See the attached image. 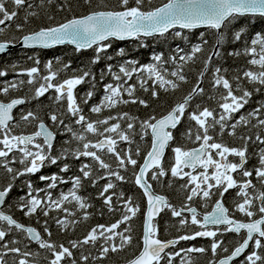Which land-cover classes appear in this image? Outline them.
<instances>
[{
  "label": "snow or ice",
  "instance_id": "snow-or-ice-1",
  "mask_svg": "<svg viewBox=\"0 0 264 264\" xmlns=\"http://www.w3.org/2000/svg\"><path fill=\"white\" fill-rule=\"evenodd\" d=\"M53 2L54 0H47L48 4ZM92 2L93 0H83L90 8ZM130 2L131 0H117L121 10H99L101 7L107 8L104 0H100L97 9L90 10L86 15H73L63 22L25 33L21 43L25 48L48 49L56 45L73 44L76 51L94 49L95 56L91 64H97L102 59V54L109 61L114 59L112 55H107L113 39L139 40L141 37H164L176 28H205L211 30L213 39L197 82L159 117L151 115L140 120L128 112L101 117L105 110L111 113V110L120 105L138 103L148 108V101L135 95L137 86L146 93L151 90V97L154 99H159L161 90L164 93L179 90L182 84L188 82L186 65L197 60L210 43L203 32L199 35V42L190 45L189 51L178 46L167 60L163 53L153 54L151 59L154 62L145 65H139L137 60H125L118 66V71H113V65L108 64L106 72L112 76L113 82L104 85L102 99L89 109L97 115L95 120L86 117L81 107V104L87 105L95 94L96 76L91 69H76L80 75L58 81L60 72L70 69L71 64H64L61 69L53 70V62L49 60L46 75L40 76V68L34 66L18 73L20 76L26 75L27 81L20 79L0 87V94L7 96L10 90H19L27 84L34 87L31 99H39L52 90L57 105L66 101V108L47 113L51 125L32 110L21 111L18 120L14 117V109L30 102L26 96L13 98L8 102L0 101V169L8 177L6 185L0 186V222H4L0 224V264H9L6 258L10 254L13 255L12 264H38L37 259L30 260L29 257H39V252L22 251L15 246L20 243L19 240H6L14 230L25 233L26 239L37 242L40 249L49 252L51 259L48 264H89L90 258L93 261L103 260L110 252H121L131 246L134 237L130 222L140 211L139 205L133 203L132 197L126 198L123 191H111L117 188L116 182H126L121 170L127 172L129 167L133 170L134 184L142 189L147 198V212L143 223L142 248L128 264H174L178 257L179 264H196L192 254L205 255L208 252L211 253V258L207 264H233V261L246 253L250 244L252 251L244 255L241 264H264V101H260L257 107L247 113L241 111L254 94L264 93V30L257 31L248 38V29L238 24L241 19L246 18L264 20V0H167L162 6L149 10H144V6L151 5L152 0H134V6H129ZM44 4L45 0H40L39 5H34L31 0H0V36L13 24L17 31L24 32L25 26L39 16L35 8L43 7ZM66 7L71 11L67 0H64L58 5V10L64 11ZM17 18L23 22L17 23ZM47 19L51 21L55 18L48 16ZM175 37L187 40L182 31H176ZM11 44L13 40L0 41V54L5 53ZM235 44H240L241 47L226 50ZM116 55L124 57L126 52L121 48ZM226 56H243L247 66L237 69L235 74L229 76L228 68L223 64L213 63L214 60L223 61ZM34 62L36 65L40 63L38 58ZM169 63L172 65L171 71L164 67ZM209 72L210 95L206 94L202 86ZM142 73L145 75L142 76ZM7 74V71H0V77ZM100 75L103 80L105 71L102 70ZM133 76L137 77V83L129 84ZM86 82L91 84L92 90L87 91L78 102L75 89ZM29 90L32 91V87ZM205 97L207 101H213L216 107L207 106ZM193 101H196L195 104ZM65 118L70 122L66 123ZM185 119L189 126L182 136L199 146L191 149L173 147V163L166 170L163 163L165 152L176 139L174 131ZM122 124H126V127H122ZM32 125L36 130L30 134L14 132L16 128ZM249 127L258 130L255 135L240 132ZM57 134H70V137L64 141L68 146H62L58 154L53 155ZM225 134L240 141V146H229L222 142ZM90 135L96 139H90ZM136 135L141 140L150 138V149L142 164L134 158V155L140 156L139 146L135 153L131 147ZM217 137L220 138L219 141ZM73 142L76 144L74 148L71 147ZM121 143L127 147L121 149ZM250 144L258 145V150L249 153ZM252 156H255L258 164L249 168L247 165ZM229 157L233 159L230 160ZM69 158L77 161L87 158V162L81 161L78 175L69 177L68 180L59 174L40 175L39 180L48 183L45 188L39 189L33 187L31 180L24 181L27 192L20 197L17 208L28 217L38 211L45 217L50 212L62 211L65 217L54 219L58 226L66 230L70 225L74 227L81 221H88L92 215L88 211L93 207L89 202L90 198L79 194L84 182L90 181L91 186L96 187L104 180L106 182L100 186L97 198L102 200L109 213L117 211L119 207L122 214L115 223L98 224L83 239L70 240L68 246H65L51 241L52 232L47 226V220L44 222V232L49 239H44L36 228L18 222L12 215L6 214L3 207L20 177L36 175L46 166L57 165L61 161L64 163L60 172L68 173L71 169L67 162ZM109 160L115 161V167ZM16 164L22 167L17 168L14 166ZM169 172L173 178H187L180 186L185 193L180 207L170 203L166 196L157 194L150 182L160 183L161 178L166 177ZM69 181L72 187L67 192L61 191L54 198L51 190ZM233 189L236 192L230 210L225 206L224 198ZM40 192L45 195L41 197ZM214 196L216 199L213 201ZM197 199L201 202V207H211V210L199 212L197 207L192 206V202ZM66 203H74L75 208L69 209L65 206ZM166 209L172 217L179 218L180 228L194 226L197 230L169 240L160 239L159 229L154 221ZM77 211L81 213L80 218L69 220V217L76 216ZM236 213L247 219H237ZM121 225L125 227L121 229ZM242 232V241H238L231 251L224 246L222 239H217L227 233L240 236ZM198 238H209L210 246L206 248L193 245L175 250L182 241H195ZM98 244L97 256L91 257V253L81 252L79 261L74 256L73 250L82 249L85 245L96 247ZM218 250L226 255L217 259Z\"/></svg>",
  "mask_w": 264,
  "mask_h": 264
},
{
  "label": "trees",
  "instance_id": "trees-1",
  "mask_svg": "<svg viewBox=\"0 0 264 264\" xmlns=\"http://www.w3.org/2000/svg\"><path fill=\"white\" fill-rule=\"evenodd\" d=\"M31 2L34 5H39L40 0H31ZM64 0H54L52 4H48L47 0H45V4L43 7H36L35 10L39 13V16L37 18H33L31 23L27 24L25 26L24 32H19L16 30L14 24L12 27L7 28L3 36H0V41L4 40H13V43H17L22 36L32 30H38L40 27L43 26H49L54 25L56 23L63 22L65 18H71L73 15L75 16H82L85 14H88L90 10L97 9V6L100 4V0H93L91 8L88 5H85L83 3V0H67L68 5L71 7V11L68 10V7L64 9V11L58 10V5L62 4ZM167 2V0H152L151 5H145L144 10H149L150 8H155L163 3ZM104 5H107V8L101 7L99 10H121L117 5V0H104ZM129 6H134V0H131ZM11 7V5H9ZM21 16H23V12H21ZM48 16H53L54 20H48ZM17 23H22L23 21L20 18H17ZM239 25H244L248 29V38H251L257 31L264 30V20L258 19V18H250V19H241L238 22ZM176 31H182L183 36L187 37V40L183 39L182 37H175ZM205 33L206 38L209 39V45L205 46V52L201 53L199 58L195 60L194 62H190L185 67V73L188 78V82L185 84H182L181 88L177 90L174 93H164L162 90L160 91V97L159 99H154L151 97V90L149 92H144L137 86V91L135 93L136 96L145 99L149 103V107L145 108L141 105L137 104H128V105H120L119 107L111 110V113L107 110H105L101 117L107 116L109 114H115L116 112H128L130 115L139 117L140 120L147 119L151 115H157L158 117L162 114H164L174 103L178 102L183 96H185L196 84L197 77L199 74V71L203 67V61L206 58V55L210 51V45L212 42V32L211 30L205 29V28H197V29H172L169 33L165 34L164 37H141L139 40L136 39H128V40H111L112 47L108 49L107 55H112L114 57L113 60H107L104 54H102V59L97 64H91V60L95 56L94 49H83L80 51H76L74 46H71L69 44L62 45V46H56L48 49L43 48H25V47H15L13 49H10L6 51L5 53L0 54V71H7V75L0 77V87L5 86L7 82L12 81H19L20 79H23L27 81L28 77L26 75L20 76L18 73L25 69H29L34 66H38L40 68V76L47 74L46 64L49 60L53 62V70L61 69L64 64H71V68L67 71H61L60 75L58 76V81H61L65 78H68L72 75H80L81 73L78 71H75L76 69H83L88 70L91 69V71L96 76V87L94 89V96L93 98L88 102L87 105L81 104V107L84 109V114L86 117H88L91 120L97 119V115L90 112V107L96 103H98L103 95V88L104 85L110 82H113V78L110 74H107L106 72V66L108 64L113 65V71H118V66L122 64L125 60H137L139 61V65H145L148 63H153L151 57L153 54H159L163 53L165 60L168 59V57L172 54H174L173 50L176 49L178 46L181 48H184L185 51L190 50V45L198 43L199 42V35L200 33ZM108 43V42H105ZM241 47L240 44H235L229 46L226 50H233L234 48ZM123 48L126 52V55L124 57L117 56L116 53L119 49ZM29 57H33V59H29ZM35 58H38L40 63L39 65L35 64ZM59 61V62H57ZM214 65L217 64H223L225 68L229 69V76L235 74L236 70L239 68H243L247 66V61L245 57H228L226 56L223 61H217L214 60ZM13 65L16 67L13 68ZM165 68H167L169 71L172 70V65L166 64L164 65ZM105 71V75L103 80H101V71ZM142 76L145 74H141ZM211 72H209L204 80V83L202 86L205 88L206 94H212L211 91ZM137 83V77L133 76V79L129 81V84ZM149 84H151V81H149ZM38 86V84L36 85ZM30 87H32V91H30ZM91 89V84L86 82L82 85L77 86L75 89V93L78 99V102H80L83 95ZM34 93V87L29 86L25 84L21 89L19 90H10L9 94L7 96H4L0 94L1 100H10L12 98L17 97H28L29 101L28 103L24 105H20L16 108L14 112V117L16 119H19V115L21 111H28L32 110L37 112L42 119L49 125H51V122L47 118V113L51 111H55L57 109L66 108V101L61 102L60 105H57L54 101L55 93L54 91L50 90L48 93L45 94V96L40 97L39 99H31L32 95ZM127 98V96H125ZM206 100V97H205ZM260 101H264V93L261 94H254L251 101L248 105L245 106L243 110H241L243 113H247L248 111L254 109L258 106V103ZM196 101H193V104H195ZM207 106L209 107H216L215 103L213 101H207ZM191 111V108L189 109ZM237 118L239 116V113L236 114ZM187 116V113H186ZM65 122L69 123V119L65 118ZM189 126V122L187 119L182 120L181 124L178 126V128L174 131L173 135L176 137V139L171 143L169 148L166 151L165 157H164V167L165 169H169L171 164L173 163V157L174 154L172 152V148L176 146H182L185 149H190L194 146H198L197 143H194L192 140H188L185 137L182 136V133H184L187 130V127ZM122 127H126V124H122ZM35 126H27V127H21L14 129V132L16 134L28 133L29 131L32 132ZM55 131L56 129L53 128ZM257 129H253L249 127L248 129H241L240 132H243L245 134H253L257 132ZM214 134V133H213ZM240 133L238 132V135ZM70 134H57L56 141L53 148V155L58 154L61 147H67L68 145L64 144V141L69 139ZM90 139L95 140L96 137H92L90 135ZM135 140V143L131 146L133 149V153H135L136 147L139 146L140 148V156L134 158L138 159V161L142 164L144 157L146 156L147 151L150 149V138L146 137L144 140H141L138 135L133 137ZM194 139V137H193ZM218 141L220 140L219 137H217ZM222 142L228 144L229 146H240V141L229 137L227 134H225L222 138ZM71 147H76L75 142L71 145ZM121 149H124L127 147L126 144L121 143L119 145ZM258 145H249V153H254L258 150ZM232 158V157H231ZM232 160V159H231ZM81 161L87 162V158H81V160H72L69 158L67 161L71 165V169L68 173H62L60 172V168L62 167L64 161L59 162L57 165H50L46 166L41 170L40 173H37L33 176H25L20 177L15 182V187L13 188L12 192L9 194V197L6 200L5 209L10 212L16 220H18L21 223H24L26 225H32L36 227L44 239H49L47 234L44 232V222L47 220V226L49 230L52 232L51 241L60 244L63 243L65 246H68V242L70 240H80L83 239V237L87 234L90 229L98 224H105L110 225L111 223H115L118 219L121 217V211L119 210V207L117 211L113 213H109L107 208L103 205V202L101 199H98V192L100 190V186L103 185L106 181L101 180L99 184L96 185V187H92L90 184V181L84 182V187L80 190L79 194L85 197L90 198L89 202L93 205L92 208L88 209V211L92 214L90 216V219L88 221H81L80 223L76 224L74 227L69 226L66 230L61 228L56 224V221L54 218H61L63 219L65 217V214L60 211H53L49 213L48 217L43 216L41 212H37L35 215L28 217L25 216L22 211H20L17 208V204L20 202V197L24 196L27 192V189L24 187V181L31 180L34 188H45L46 184L48 182H42L39 180L40 175H52V174H59L64 177V179L68 180L69 177H72L74 175H78V168L80 166ZM108 162L113 164V167H115V161L109 160ZM256 165L258 163L255 156H252L249 159L247 167L252 168V165ZM17 168L22 167L19 164L14 165ZM132 168L129 167V170L127 172H124L121 170V174L125 175L126 182H116L117 188L111 191H115L119 193L120 191H123L125 194V197H132L133 203L138 204L140 211L138 212L137 216L133 218L131 223V234L133 235V243L131 246H128L121 252L117 253H109V255L104 258L103 260L99 261H93L90 258L89 264H96L101 262H126L132 259L135 255H137L142 248V234H143V223L145 219V211L147 207V199L143 195L142 189H140L137 185L134 184V177L132 175ZM138 171V169H137ZM187 171V170H186ZM95 175V172H94ZM151 173H149V176ZM187 178L179 179V178H173L169 172V174L166 177L161 178V182L157 183L155 181H150L153 184V188L156 192L161 193L165 195L170 203L175 205L176 207H180L184 201L185 193L181 190L180 186L185 183ZM8 182V177L4 173L3 169H0V186L6 185ZM169 183L171 184V187H169ZM258 183V182H257ZM72 187L71 181L66 184H59L56 189H52V195L53 197H57L61 191L67 192ZM236 190H230L229 193L225 194L224 201L231 210L233 207L232 201L233 197L235 196ZM36 193H34L35 195ZM39 195L43 197L45 195L44 192H40ZM114 203H116V197L113 198ZM213 201L216 199L214 196ZM69 209L75 208L74 203H66L65 205ZM192 206H195L198 208V210L203 213L205 211L210 210L204 209L201 207V202L199 199L194 200L192 202ZM81 213L79 211L76 212L75 217H69L68 219H79ZM185 215H190L189 213H185ZM236 218L238 219H247L246 217H243L241 214L236 213ZM179 218L172 217L170 212L166 209L164 212H161L158 218L155 220L154 223L157 224V227L159 229V238L167 240V239H173L177 237L178 235L185 234L186 232H191L197 230L194 226L189 228H180L178 224ZM4 223V222H3ZM2 224V223H0ZM125 226L121 225V229H123ZM243 238V232L240 236H237L235 233H227L223 236H218L217 239H222L224 241V246L229 247V250L231 251L237 244L238 241H242ZM17 239L20 241L18 246L23 250H27L33 253L39 252V257H29V259H37L38 264H48V260L51 259V255L49 252H47L44 249H40L37 242L29 241L26 239L25 233H20L17 231H13L9 234L8 237H6V240H12ZM118 242V240H117ZM211 243V240L209 238H198L195 241H182L179 245L176 246L175 250H179L180 248H187L191 246H203V247H209ZM12 246V245H10ZM27 246V247H26ZM98 247L99 244L96 247H93L91 245H85L82 249H75L74 256L79 261V257L81 255V252L84 254L91 253V257L97 256L98 253ZM173 249H169V251H172ZM252 251V246L250 244V247L248 251L244 254L247 255L249 252ZM264 251V250H262ZM226 255L223 252H220L218 250V257ZM244 255L240 258L236 259L233 264H241V262L244 260ZM192 256L195 258L196 264H207L208 260L211 258V253L208 252L205 255H199V254H192ZM9 261V264H12L13 255L10 254L9 257L6 258ZM179 257L176 259L174 264H179ZM67 264V262H65Z\"/></svg>",
  "mask_w": 264,
  "mask_h": 264
},
{
  "label": "water",
  "instance_id": "water-1",
  "mask_svg": "<svg viewBox=\"0 0 264 264\" xmlns=\"http://www.w3.org/2000/svg\"><path fill=\"white\" fill-rule=\"evenodd\" d=\"M166 3V2H165ZM160 6H162V5H160ZM159 7V6H158ZM86 15V14H85ZM77 17H79V16H77ZM22 39V38H21ZM21 39L17 42V43H13V44H11L10 46H9V48L7 49V50H9V49H13V48H15V47H24L23 45H22V43H21ZM63 45H66V44H63ZM69 45H71V46H74L75 47V45H73V44H69ZM56 46H62V45H56ZM56 46H53V47H56ZM6 50V51H7ZM1 101V100H0ZM4 102H8V101H4ZM196 147H198V146H196ZM192 148H194V147H192ZM191 149V148H190ZM167 151V150H166ZM165 154H166V152H165ZM143 163V162H142ZM154 189V188H153ZM156 192V191H155ZM157 194H160V193H158V192H156ZM160 195H162V194H160ZM147 199V198H146ZM146 212H147V207H146V211H145V218H146ZM7 214V213H6ZM157 218V217H156ZM145 220V219H144ZM25 226H31V225H25ZM31 227H33V226H31ZM35 228V227H34ZM38 230V229H37ZM39 231V230H38ZM163 240V239H162ZM169 240V239H168ZM139 254V253H138ZM137 254V255H138ZM136 256V255H135ZM134 256V257H135ZM133 257V258H134ZM224 257V256H223ZM223 257H221V258H223ZM96 264H128V261H126V262H107V263H105V262H101V263H96Z\"/></svg>",
  "mask_w": 264,
  "mask_h": 264
},
{
  "label": "flooded vegetation",
  "instance_id": "flooded-vegetation-1",
  "mask_svg": "<svg viewBox=\"0 0 264 264\" xmlns=\"http://www.w3.org/2000/svg\"><path fill=\"white\" fill-rule=\"evenodd\" d=\"M35 130H36V128H34ZM35 130H32V132H34ZM32 132H28V133H32ZM229 159L231 160V159H233V158H231V157H229ZM258 164V163H257ZM257 164L256 165H254V163H253V165H252V167L253 166H257ZM187 171H188V169H186ZM197 171H199V169L197 170ZM211 171V170H210ZM254 183H257L255 180H254ZM257 187H259V184L257 183ZM224 203H225V201H224ZM225 206H227V204L225 203ZM228 207V206H227ZM198 209V208H197ZM3 210L5 211V212H7V213H9L10 215H12L10 212H8L6 209H5V206L3 207ZM210 210H211V208H210ZM210 210H208V211H210ZM199 211V210H198ZM200 212V211H199ZM13 216V215H12ZM14 217V216H13ZM0 223H2L3 224V222H0Z\"/></svg>",
  "mask_w": 264,
  "mask_h": 264
}]
</instances>
